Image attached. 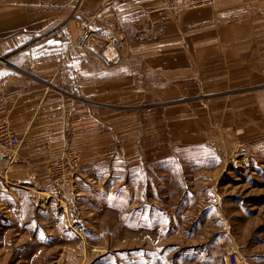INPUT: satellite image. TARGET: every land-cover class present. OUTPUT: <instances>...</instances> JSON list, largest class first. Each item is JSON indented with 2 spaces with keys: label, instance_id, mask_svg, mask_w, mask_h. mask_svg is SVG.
Instances as JSON below:
<instances>
[{
  "label": "crops",
  "instance_id": "obj_1",
  "mask_svg": "<svg viewBox=\"0 0 264 264\" xmlns=\"http://www.w3.org/2000/svg\"><path fill=\"white\" fill-rule=\"evenodd\" d=\"M183 1L0 0V123L20 141L0 160L11 162L15 184L46 186L50 195L51 172L69 152L81 157L80 175L95 176L101 136L115 132L114 122L127 124L130 142L133 133L158 143L197 137L206 120L200 101L262 81L264 0H217L194 11L182 10ZM134 116L139 130L128 123ZM153 150L163 155L155 164H197L201 154L220 151L196 144ZM211 193L200 189L201 213Z\"/></svg>",
  "mask_w": 264,
  "mask_h": 264
},
{
  "label": "rangeland",
  "instance_id": "obj_2",
  "mask_svg": "<svg viewBox=\"0 0 264 264\" xmlns=\"http://www.w3.org/2000/svg\"><path fill=\"white\" fill-rule=\"evenodd\" d=\"M189 2L181 9L217 6L190 9ZM237 89L199 102L206 120L197 137L158 143L133 133L131 143L127 124L114 122L115 132L101 136L95 176L80 175L81 157L69 152L51 172L50 195L46 186L15 184L11 162L0 160V264H227L231 253L239 264H264V150L257 149L264 147V74ZM134 117L128 123L139 130ZM188 144L220 151L201 154L197 164H155L163 155L154 147ZM15 149L0 150V158ZM142 160L149 165L129 168ZM205 186L213 195L206 214L198 201Z\"/></svg>",
  "mask_w": 264,
  "mask_h": 264
},
{
  "label": "built area",
  "instance_id": "obj_3",
  "mask_svg": "<svg viewBox=\"0 0 264 264\" xmlns=\"http://www.w3.org/2000/svg\"><path fill=\"white\" fill-rule=\"evenodd\" d=\"M213 0H190L189 8L196 9L204 6L203 4L211 3ZM20 144L19 139L16 137L13 129L10 128L7 122L0 123V150L7 152V150H14ZM227 264H239L238 257L235 253H231L228 257Z\"/></svg>",
  "mask_w": 264,
  "mask_h": 264
}]
</instances>
